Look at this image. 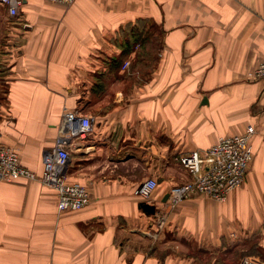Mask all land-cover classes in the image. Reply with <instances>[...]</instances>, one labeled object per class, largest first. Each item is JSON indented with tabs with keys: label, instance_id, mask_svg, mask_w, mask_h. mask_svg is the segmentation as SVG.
Masks as SVG:
<instances>
[{
	"label": "crops",
	"instance_id": "crops-1",
	"mask_svg": "<svg viewBox=\"0 0 264 264\" xmlns=\"http://www.w3.org/2000/svg\"><path fill=\"white\" fill-rule=\"evenodd\" d=\"M262 61L264 0H25L17 18L0 4V143L41 175L64 114L93 120L67 171L89 206L60 212L39 181L0 183V264H264ZM249 126L244 184L170 209L192 179L177 158ZM149 178L160 230L136 194Z\"/></svg>",
	"mask_w": 264,
	"mask_h": 264
},
{
	"label": "built area",
	"instance_id": "built-area-1",
	"mask_svg": "<svg viewBox=\"0 0 264 264\" xmlns=\"http://www.w3.org/2000/svg\"><path fill=\"white\" fill-rule=\"evenodd\" d=\"M24 1L0 0V4L6 7L9 18H17ZM43 1L70 7L76 0ZM127 65L126 63L124 67ZM254 77L264 79V61L254 71ZM92 128L93 120L90 116L77 111L66 112L53 149L43 157L41 175L23 166L17 148L0 143V183L39 181L56 192L60 212H76L86 208L91 203L90 190L81 183L68 181L67 171L73 141L91 133ZM254 134V127L249 126L242 134L219 138L217 143L204 152L192 151L180 155L177 160L192 179L170 190L167 201L169 208L174 209L195 195H205L222 202L227 200L246 180L254 159L251 145ZM158 185L156 179L149 178L138 188L136 194L144 202L153 204L152 195ZM155 216L156 226L160 230L165 224L166 216L159 209L156 210Z\"/></svg>",
	"mask_w": 264,
	"mask_h": 264
},
{
	"label": "water",
	"instance_id": "water-1",
	"mask_svg": "<svg viewBox=\"0 0 264 264\" xmlns=\"http://www.w3.org/2000/svg\"><path fill=\"white\" fill-rule=\"evenodd\" d=\"M166 200H167V198H166ZM165 200V201H166ZM164 201V202H165ZM141 208H143V210H145L146 212H148L149 214H155V212H156V208H155V206L154 205H151V204H148V203H146V202H142L141 203Z\"/></svg>",
	"mask_w": 264,
	"mask_h": 264
},
{
	"label": "trees",
	"instance_id": "trees-1",
	"mask_svg": "<svg viewBox=\"0 0 264 264\" xmlns=\"http://www.w3.org/2000/svg\"><path fill=\"white\" fill-rule=\"evenodd\" d=\"M135 39H137V38H135ZM128 45H129V44L127 43V46H126V47H127V49L129 50V48H130L129 46H130V45H129V46H128Z\"/></svg>",
	"mask_w": 264,
	"mask_h": 264
}]
</instances>
